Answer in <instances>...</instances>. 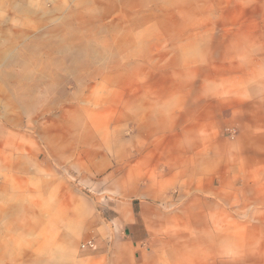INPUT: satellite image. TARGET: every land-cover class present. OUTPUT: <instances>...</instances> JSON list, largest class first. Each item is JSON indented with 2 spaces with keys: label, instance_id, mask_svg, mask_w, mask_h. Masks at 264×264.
Here are the masks:
<instances>
[{
  "label": "rangeland",
  "instance_id": "rangeland-1",
  "mask_svg": "<svg viewBox=\"0 0 264 264\" xmlns=\"http://www.w3.org/2000/svg\"><path fill=\"white\" fill-rule=\"evenodd\" d=\"M208 94L264 121V0H0V264H104L157 181L151 117ZM233 230L186 229L175 264H264V225Z\"/></svg>",
  "mask_w": 264,
  "mask_h": 264
},
{
  "label": "crops",
  "instance_id": "crops-1",
  "mask_svg": "<svg viewBox=\"0 0 264 264\" xmlns=\"http://www.w3.org/2000/svg\"><path fill=\"white\" fill-rule=\"evenodd\" d=\"M177 99L182 108L151 117V130L159 137L151 141L159 162L157 181L148 186L136 181L134 189L125 191L139 201L119 207V240L103 253L104 264H175L180 258L175 250H185L181 243L176 247L175 239L188 235V228L218 240L234 237L233 229L243 224L264 225V189L247 181L250 174L264 179L261 105L214 94ZM226 125L238 128L237 137L223 133ZM109 229L104 226V232ZM86 255L98 259V254Z\"/></svg>",
  "mask_w": 264,
  "mask_h": 264
},
{
  "label": "built area",
  "instance_id": "built-area-1",
  "mask_svg": "<svg viewBox=\"0 0 264 264\" xmlns=\"http://www.w3.org/2000/svg\"><path fill=\"white\" fill-rule=\"evenodd\" d=\"M81 246H82V248H89V247L92 248L95 246V242L92 239H90V240L84 242Z\"/></svg>",
  "mask_w": 264,
  "mask_h": 264
}]
</instances>
